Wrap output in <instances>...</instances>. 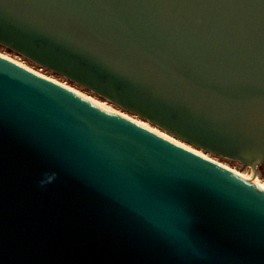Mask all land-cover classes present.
Returning <instances> with one entry per match:
<instances>
[{"label":"water","instance_id":"obj_1","mask_svg":"<svg viewBox=\"0 0 264 264\" xmlns=\"http://www.w3.org/2000/svg\"><path fill=\"white\" fill-rule=\"evenodd\" d=\"M0 46L264 165V0H0ZM0 264H264V188L0 55Z\"/></svg>","mask_w":264,"mask_h":264},{"label":"rangeland","instance_id":"obj_2","mask_svg":"<svg viewBox=\"0 0 264 264\" xmlns=\"http://www.w3.org/2000/svg\"><path fill=\"white\" fill-rule=\"evenodd\" d=\"M0 55L1 56H6L8 58H11V59H14L15 61H17L19 64L21 65H24L25 67L59 83V84H63L65 87L67 86L68 88H70V90L72 89L74 92L76 93H79L80 95L86 97V98H89V99H92L94 101H96L97 103H101L111 109H113V111L115 112H118L119 114H122V116H125L126 118H131L130 120H135V121H138L139 123H146L147 125H149V127L151 128H154L156 129L157 131H160V132H163L164 134L168 135L170 138L174 139L175 141H177L178 143H181L183 145H186L187 147H189V149L195 151V152H199L200 154H202L203 156L207 157V158H210L211 160H214L226 167H228L230 170L234 171L235 173L237 172V174H240V175H244V176H247V177H250L252 180L253 179H257V180H264V166H260L257 171H256V174L254 176H252L251 174V171H250V168L247 167V166H244V165H241L240 163L238 162H235V161H230V160H226V159H223L221 157H218V156H214L212 154H209L207 152H204L198 148H195L187 143H184L176 138H174L173 136L169 135L168 133H166L165 131L157 128L156 126L150 124L149 122L139 118L138 116L132 114V113H129L121 108H119L118 106L98 97L97 95L89 92L88 90L82 88V87H79L75 84H73L72 82L52 73L51 71L49 70H46V69H43L35 64H33L32 62L26 60L25 58L11 52V51H8L7 49L5 48H2L0 47ZM138 124V123H137Z\"/></svg>","mask_w":264,"mask_h":264},{"label":"bare ground","instance_id":"obj_3","mask_svg":"<svg viewBox=\"0 0 264 264\" xmlns=\"http://www.w3.org/2000/svg\"><path fill=\"white\" fill-rule=\"evenodd\" d=\"M4 58H6V59H8V60H10V61H12V62H14V63H16V64H19L17 61H15L14 59H11V58H8V57H6V56H3ZM19 65H21V64H19ZM21 66H24V65H21ZM25 67V66H24ZM27 68V67H26ZM29 69V68H28ZM59 84V83H58ZM61 85V84H60ZM62 86H64L63 84H62ZM66 88H68L67 86H66ZM68 89H70V88H68ZM72 90V89H71ZM73 91V90H72ZM74 92V91H73ZM76 93V92H75ZM76 94H78V95H80L79 93H76ZM80 96H82V95H80ZM83 98H85L86 100H88V101H90V102H92L93 104H95V105H97V106H99V107H102V108H104V109H106V110H113V109H111V108H109V107H107V106H105V105H103V104H101V103H97L96 101H94V100H92V99H89V98H86V97H84V96H82ZM118 113V112H117ZM122 115V114H121ZM125 117V116H124ZM129 119H131V118H129ZM132 121H134V122H136V123H138L139 125H141V126H143V127H146V128H148V129H150V130H152L153 132H155V133H157V134H159V135H161V136H163V137H165V138H167V139H169V140H171V141H173V142H176L177 144H179V145H181V146H184V147H186V148H189V147H187L186 145H183V144H181V143H178L177 141H175L174 139H172V138H170L168 135H166V134H164L163 132H160V131H157L156 129H154V128H151V127H149V125H147L146 123H139L138 121H135V120H132ZM197 153H199V152H197ZM200 154V153H199ZM237 173V172H236ZM240 175V174H239ZM240 176H242L243 178H245L246 180H249V181H252V182H254L255 184H258L259 186H261V187H263L264 188V180H257V179H251L250 177H247V176H244V175H240Z\"/></svg>","mask_w":264,"mask_h":264},{"label":"trees","instance_id":"obj_4","mask_svg":"<svg viewBox=\"0 0 264 264\" xmlns=\"http://www.w3.org/2000/svg\"><path fill=\"white\" fill-rule=\"evenodd\" d=\"M1 47V46H0ZM3 48V47H2ZM9 51V50H8Z\"/></svg>","mask_w":264,"mask_h":264},{"label":"flooded vegetation","instance_id":"obj_5","mask_svg":"<svg viewBox=\"0 0 264 264\" xmlns=\"http://www.w3.org/2000/svg\"><path fill=\"white\" fill-rule=\"evenodd\" d=\"M264 166V165H263ZM262 167V166H261Z\"/></svg>","mask_w":264,"mask_h":264}]
</instances>
